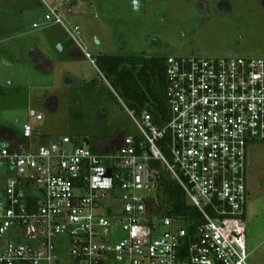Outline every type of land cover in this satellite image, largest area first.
<instances>
[{"label":"built area","instance_id":"obj_1","mask_svg":"<svg viewBox=\"0 0 264 264\" xmlns=\"http://www.w3.org/2000/svg\"><path fill=\"white\" fill-rule=\"evenodd\" d=\"M47 8L44 20L63 25L95 64L76 28ZM165 79L166 115L128 110L139 133L112 148L93 151L67 134L48 140L35 127L40 111L15 141L0 137V168L10 173L0 197V264H64L53 253L62 235L65 264H250L247 149L264 140V57L170 55ZM153 161L198 212L193 227L146 209Z\"/></svg>","mask_w":264,"mask_h":264},{"label":"rangeland","instance_id":"obj_2","mask_svg":"<svg viewBox=\"0 0 264 264\" xmlns=\"http://www.w3.org/2000/svg\"><path fill=\"white\" fill-rule=\"evenodd\" d=\"M47 7L76 28L94 60L98 54L264 57V0H0L3 140L20 137L33 111L44 114L35 127L45 138H86L93 151L139 133L96 62L82 56L63 25L44 20ZM94 79L98 85L89 89ZM7 174L0 168V197ZM246 179L249 263L264 264V140L248 146ZM54 243L53 253L67 263L66 235Z\"/></svg>","mask_w":264,"mask_h":264},{"label":"trees","instance_id":"obj_3","mask_svg":"<svg viewBox=\"0 0 264 264\" xmlns=\"http://www.w3.org/2000/svg\"><path fill=\"white\" fill-rule=\"evenodd\" d=\"M166 57L98 54L95 62L105 80L134 114L146 108L157 119L167 113ZM97 85L98 80L94 79L88 86L91 89ZM151 166L156 172L155 193L144 200L146 209L160 216L184 218L189 227H193L191 222L200 218L198 212L187 203L180 185L162 163L153 161Z\"/></svg>","mask_w":264,"mask_h":264},{"label":"water","instance_id":"obj_4","mask_svg":"<svg viewBox=\"0 0 264 264\" xmlns=\"http://www.w3.org/2000/svg\"><path fill=\"white\" fill-rule=\"evenodd\" d=\"M138 212H139V214L142 213V204H139V205H138Z\"/></svg>","mask_w":264,"mask_h":264},{"label":"crops","instance_id":"obj_5","mask_svg":"<svg viewBox=\"0 0 264 264\" xmlns=\"http://www.w3.org/2000/svg\"><path fill=\"white\" fill-rule=\"evenodd\" d=\"M81 54V53H80ZM83 56V55H82ZM0 137H2V136H0Z\"/></svg>","mask_w":264,"mask_h":264}]
</instances>
